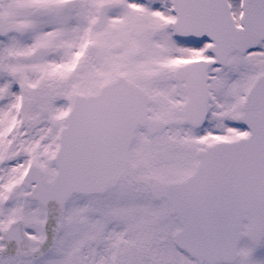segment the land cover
<instances>
[{
  "label": "snow or ice",
  "instance_id": "1",
  "mask_svg": "<svg viewBox=\"0 0 264 264\" xmlns=\"http://www.w3.org/2000/svg\"><path fill=\"white\" fill-rule=\"evenodd\" d=\"M0 264H264V0H0Z\"/></svg>",
  "mask_w": 264,
  "mask_h": 264
}]
</instances>
